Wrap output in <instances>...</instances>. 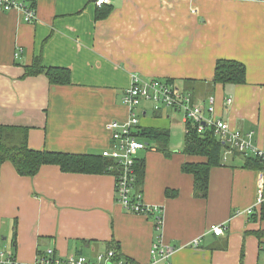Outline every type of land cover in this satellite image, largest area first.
<instances>
[{
	"label": "crops",
	"instance_id": "0c3cea01",
	"mask_svg": "<svg viewBox=\"0 0 264 264\" xmlns=\"http://www.w3.org/2000/svg\"><path fill=\"white\" fill-rule=\"evenodd\" d=\"M108 5L110 14L97 19V0H37L31 23L18 9L0 11V123L30 127L34 149L101 153L110 142L108 124L128 117L122 95L138 74L173 81L205 106L213 95L216 114L253 131L264 147V0ZM36 57L69 68L71 83L52 84L44 72L24 76ZM218 59L243 62L247 82L214 84ZM174 113L148 109L141 126L170 127ZM171 149V157L151 146L140 152L145 201L164 208L161 235L175 248L171 263L264 264V221L258 211L246 213L264 172L232 158L212 169L208 196L197 197L193 176L182 171L190 158ZM155 225L153 216L118 204L112 172H63L48 164L21 176L10 162L0 166V254L11 252L19 263H33L49 248L68 257L115 244L129 264H160L151 254L160 236ZM213 225H223L224 234H214Z\"/></svg>",
	"mask_w": 264,
	"mask_h": 264
},
{
	"label": "built area",
	"instance_id": "2783aa9c",
	"mask_svg": "<svg viewBox=\"0 0 264 264\" xmlns=\"http://www.w3.org/2000/svg\"><path fill=\"white\" fill-rule=\"evenodd\" d=\"M34 0H0V11L18 9L23 13L26 22L37 20V6ZM109 0H97V5L108 4ZM19 53V52H18ZM208 106L195 103L190 92L178 87L173 81L162 78H146L133 74L130 85L124 90L122 103L128 109V117L124 121L113 120L108 124L110 130L109 145L101 152L102 156L111 160L110 170L115 177L116 201L125 210L145 216H153L155 226L160 236L154 242L151 254L154 263L172 264L171 256L175 248L164 241L161 235L164 225L162 206L150 205L145 201L144 193L137 188V161L141 158L140 152L154 144L144 142L139 136L141 122L140 117L147 113L172 110L182 113V121L195 125L198 132L202 133L206 128L214 130L215 135L226 146L222 158L226 165L234 152L245 155H253L264 160V147L256 143L254 132H246L240 128H234L215 112V97L209 95ZM233 102L232 97L226 99V104ZM189 128L185 129V132ZM264 206V176L259 180V191L253 206L246 210L249 215L254 214ZM211 230L216 235L224 234L223 225H213ZM197 242V240H196ZM0 264L19 263L11 252L0 254ZM30 264H129L116 248H109L105 252L93 255H71L62 257L54 248H49Z\"/></svg>",
	"mask_w": 264,
	"mask_h": 264
},
{
	"label": "trees",
	"instance_id": "16d2710c",
	"mask_svg": "<svg viewBox=\"0 0 264 264\" xmlns=\"http://www.w3.org/2000/svg\"><path fill=\"white\" fill-rule=\"evenodd\" d=\"M37 6V0L33 3ZM112 10L108 4L97 7L96 18L107 17ZM246 65L234 59H218L215 66L214 84H236L247 82ZM44 72L52 84L67 85L71 83V72L67 67L46 66L41 57H36L32 64L26 67L24 76ZM159 113V112H158ZM160 115V114H158ZM189 131L185 132L182 153L189 160L182 164V171L191 174L194 179V194L206 198L210 189V175L214 167L223 165L222 158L225 145L215 135L214 130L206 128L198 132L195 125L185 124ZM30 127L0 123V166L10 162L21 176H34L44 165H57L63 172L101 174L111 172L112 161L101 153H73L48 149H34L29 144ZM140 138L153 144L166 157H171L174 150L170 147V128L157 126H141ZM241 157L243 168L264 172V160L257 156L234 152L231 158ZM229 159V160H230ZM137 167V188L142 190L145 178V159L140 158ZM171 194V193H170ZM260 219L264 221V206L257 210ZM260 246L264 244V229L258 231ZM116 248V245H110ZM264 249V248H263ZM118 250V249H117ZM128 261V260H127Z\"/></svg>",
	"mask_w": 264,
	"mask_h": 264
},
{
	"label": "rangeland",
	"instance_id": "374dc122",
	"mask_svg": "<svg viewBox=\"0 0 264 264\" xmlns=\"http://www.w3.org/2000/svg\"><path fill=\"white\" fill-rule=\"evenodd\" d=\"M176 112V111H175ZM182 113H174L170 119V146L171 148L181 149L183 148L184 141H185V123L182 121ZM151 116V112L148 114ZM144 142L147 143L144 139ZM231 158V156H230ZM237 161L241 162V157L237 156Z\"/></svg>",
	"mask_w": 264,
	"mask_h": 264
}]
</instances>
